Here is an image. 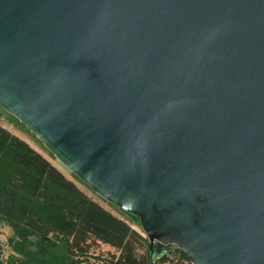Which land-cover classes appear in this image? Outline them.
Wrapping results in <instances>:
<instances>
[{
  "label": "water",
  "instance_id": "obj_1",
  "mask_svg": "<svg viewBox=\"0 0 264 264\" xmlns=\"http://www.w3.org/2000/svg\"><path fill=\"white\" fill-rule=\"evenodd\" d=\"M0 106L150 261L264 264V0H0Z\"/></svg>",
  "mask_w": 264,
  "mask_h": 264
},
{
  "label": "trees",
  "instance_id": "obj_2",
  "mask_svg": "<svg viewBox=\"0 0 264 264\" xmlns=\"http://www.w3.org/2000/svg\"><path fill=\"white\" fill-rule=\"evenodd\" d=\"M0 222L13 229L14 248H26L27 240L36 249L59 247L70 257L66 264H192L177 246L150 261L143 233L86 195L1 124ZM0 264H9L1 249Z\"/></svg>",
  "mask_w": 264,
  "mask_h": 264
},
{
  "label": "rangeland",
  "instance_id": "obj_3",
  "mask_svg": "<svg viewBox=\"0 0 264 264\" xmlns=\"http://www.w3.org/2000/svg\"><path fill=\"white\" fill-rule=\"evenodd\" d=\"M0 124L17 134L26 142H28L33 148L45 156L50 162H52L66 177L71 179L86 195L93 200L97 201L106 209L118 217L125 220L132 228L140 233H143L140 225L139 218L132 215L129 212L122 210L114 204L108 202L99 196L92 188L85 184L80 178L74 175L64 164H62L53 153L46 148L43 143L15 116L5 111L0 106ZM14 238L13 229L5 222H0V249L2 256L8 259L9 264H66L69 262L70 257L61 248L47 247L46 249H36L34 245L30 244L29 240L26 242V248L19 249L11 246V238ZM11 243V245H10ZM175 245H169L166 249H174ZM103 250L107 246H102ZM161 247L153 248V255L156 256L160 253ZM158 264V263H153Z\"/></svg>",
  "mask_w": 264,
  "mask_h": 264
}]
</instances>
